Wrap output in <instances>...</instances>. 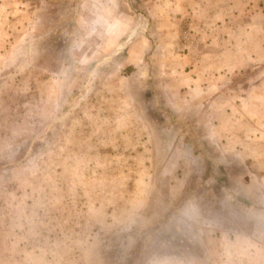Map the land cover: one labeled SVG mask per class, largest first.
<instances>
[{
  "label": "clouds",
  "instance_id": "obj_1",
  "mask_svg": "<svg viewBox=\"0 0 264 264\" xmlns=\"http://www.w3.org/2000/svg\"><path fill=\"white\" fill-rule=\"evenodd\" d=\"M0 264H264V0H0Z\"/></svg>",
  "mask_w": 264,
  "mask_h": 264
}]
</instances>
